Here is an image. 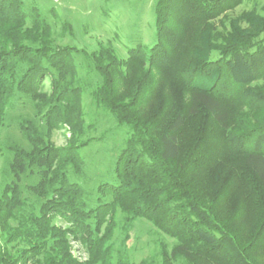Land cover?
Segmentation results:
<instances>
[{"label":"trees","instance_id":"1","mask_svg":"<svg viewBox=\"0 0 264 264\" xmlns=\"http://www.w3.org/2000/svg\"><path fill=\"white\" fill-rule=\"evenodd\" d=\"M243 1L158 0L156 43L151 48L128 49L126 61L106 47L84 54L102 79L94 100L129 130L114 162L117 183L100 184L98 203L90 207L83 188L67 176L68 169L78 173L84 165L74 138L84 124L74 50L53 46L50 27L38 8H26L22 0H0V126L12 100L23 97L49 127L57 120L71 132L68 146L53 149L33 122L21 121L22 136L31 150L10 148L11 168L31 173L35 169L39 181L31 189L45 201L37 217L34 211L13 214L17 203L7 196L0 200L1 231L9 235L8 221H18L6 242L20 237L28 245L20 264H112L109 242L116 208L128 219L151 221L175 240L170 253L162 248L160 264H260L250 256L264 254V118L248 124L245 133L228 132L224 139L243 161L249 174V180L242 177L244 196L258 212L247 246H242L228 221L218 220L214 210L197 198L178 168L179 137L190 120L206 117L213 128L225 130L228 106L239 96L264 110V90L251 88L264 81V17L244 14L250 30L232 23L225 35L210 24ZM44 79L50 82L49 94L40 92ZM190 166L195 173L207 172L206 166L199 168L193 162ZM245 208L243 204V212ZM51 214L67 221L69 228L50 227ZM69 238L86 247V260L72 256ZM0 264L17 263L0 248ZM116 264L135 263L120 258Z\"/></svg>","mask_w":264,"mask_h":264},{"label":"rangeland","instance_id":"2","mask_svg":"<svg viewBox=\"0 0 264 264\" xmlns=\"http://www.w3.org/2000/svg\"><path fill=\"white\" fill-rule=\"evenodd\" d=\"M22 1L26 8L34 6L44 15L51 30L54 47H69L74 50L75 86L81 91L80 105L84 121L82 132L76 133L74 138L78 142L79 155L84 165L78 173L68 169L67 176L83 188L86 203L95 207L98 203L97 187L103 183H117L113 173L114 162L125 147L129 130L119 125L115 116L94 100L93 92L102 84V79L93 71L89 59L84 54L90 55L99 48L106 47L113 51L119 60L126 61L128 49L151 48L156 43L155 7L158 0ZM247 13L264 17V0H244L210 24L222 35L230 30L232 23L243 30H250L249 24L242 18ZM261 38L264 39V33ZM215 56V53L212 54V57ZM41 84L43 85L40 92L49 94V80L44 79ZM251 88L264 90V81L253 83ZM61 108L64 109L65 106L61 105ZM227 112L225 130L213 128L206 117L200 116L190 120L179 137L181 156L178 168L184 173L197 198L214 210L218 220L230 223L234 234L245 247L250 242L258 222V212L251 200L244 196L247 187L243 180H249V174L245 171L243 161L226 147L224 139L228 132L248 131V124L254 125L256 120L264 118V110L239 96L228 106ZM25 120L34 123L44 142L53 149L68 146L71 132L64 123L57 120L49 127L46 120L23 97H15L5 110L4 121L0 126V200L7 196V199H13L14 203H17L13 214H17L19 210L34 211L38 217L45 201L31 189L39 181L34 174L35 169L31 173L13 170L10 166L13 160L10 148L31 150L19 126L21 121ZM191 162L199 168L206 166L207 172L195 173V169L190 166ZM242 177L245 178L242 180ZM105 200L111 202L112 199L107 196ZM243 204L246 206L244 212ZM114 220L116 226L109 242L113 251L112 264H116L120 258H126L135 264L143 260L160 264L162 248L170 253L175 244L174 239L163 234L145 218L128 219L125 213L116 208ZM7 224L9 235L0 229V248L11 256L12 261L16 260V263L20 264L21 258L25 256L24 249H28V245L20 237L7 243L6 238L12 237L18 221L10 219ZM49 226L66 230L70 225L58 215L51 214ZM105 226L106 223L102 225L101 235ZM15 236H18V232ZM69 245L74 258L79 261L87 259V250L83 244L69 238ZM250 258H257L260 264H264V254H253ZM38 259L42 262L43 256Z\"/></svg>","mask_w":264,"mask_h":264}]
</instances>
